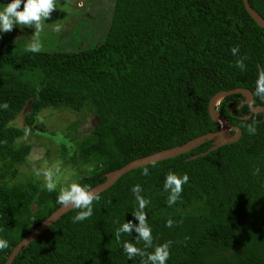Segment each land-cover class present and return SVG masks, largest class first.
<instances>
[{"label":"trees","instance_id":"obj_1","mask_svg":"<svg viewBox=\"0 0 264 264\" xmlns=\"http://www.w3.org/2000/svg\"><path fill=\"white\" fill-rule=\"evenodd\" d=\"M248 1L264 18V0ZM106 12L108 20L103 17L93 25L81 20L73 27L67 42L71 49L63 45L33 53L26 51L23 40L0 45V105H9L0 107V238L8 241L0 250V264L60 206L58 188L48 192L34 180L10 183L9 174L31 149L29 143L18 144V137L25 128L36 131L39 112L87 108L93 113L96 124L73 151L66 147L67 136L59 138L64 156L77 167L88 165V172L74 183L92 187L105 180L106 172L132 159L218 130L208 113L216 92L236 87L255 92L258 66L264 69V28L242 0H112ZM82 25L91 26L85 35L78 34ZM95 32L98 36L92 39ZM234 46H239L235 55ZM244 56L246 70H241L234 65ZM243 100L241 94H230L217 106L240 128L238 139L188 159L207 150L212 145L207 141L155 166L124 173L99 193L91 217L74 222L80 210H69L23 247L11 264L146 260L128 258L125 241L145 252L171 241L166 264H264V116ZM253 105L264 107V100L253 95ZM26 106V126L13 125ZM145 167L147 176L142 174ZM169 171L189 177L171 206L164 189ZM136 184L150 201L144 211L153 248L143 241L137 244L139 220L133 213L138 202L131 191ZM169 218L171 228L166 227ZM129 221L134 225L130 234L121 233L117 241L116 229Z\"/></svg>","mask_w":264,"mask_h":264},{"label":"rangeland","instance_id":"obj_2","mask_svg":"<svg viewBox=\"0 0 264 264\" xmlns=\"http://www.w3.org/2000/svg\"><path fill=\"white\" fill-rule=\"evenodd\" d=\"M2 10L9 0H0ZM112 4V0H56L57 9L52 13L49 20L42 22L43 30L38 33L43 37H39L42 43V49H59L65 45L66 49H71L67 42L73 38L72 29L75 25H79L84 20L88 24H96L101 18L108 20V5ZM61 25V35L53 33L55 25ZM91 30V26H80L78 34L85 35ZM36 29L34 27L14 26L13 31L8 33H0V45L6 43H15L19 40L30 43L37 42L34 35ZM55 36V41L50 39ZM98 36L96 32L91 38ZM47 37V38H46ZM88 39L83 44L88 43ZM41 49V50H42ZM29 111L26 106L17 117L12 120V124L18 127H25L24 116ZM96 124V118L93 113L84 108L80 111H74L67 108L53 109L46 108L38 113L34 130L27 135L25 133L18 137L17 143H29L31 149L21 164L16 165V169L10 173V183L25 182L28 180L40 181L42 184L51 182L58 189L67 188L74 183L79 177L88 172V165L83 164L77 167L69 160V155L62 154V146L59 138L67 136L69 143L66 145L69 151L76 148V142L87 135ZM47 174L51 175L48 180Z\"/></svg>","mask_w":264,"mask_h":264},{"label":"clouds","instance_id":"obj_3","mask_svg":"<svg viewBox=\"0 0 264 264\" xmlns=\"http://www.w3.org/2000/svg\"><path fill=\"white\" fill-rule=\"evenodd\" d=\"M57 9L56 0H9L6 6L0 10V33H8L13 31L14 26H27L34 27L36 32L34 35L37 38V42L30 43L26 51L38 53L42 49V43L39 40V35L43 30L42 22L49 20L52 13ZM54 32L59 33L62 31V26L57 24L52 29ZM233 55L239 52V46L231 48ZM248 59L244 56L243 59L235 61V67L246 70V66L243 60ZM254 96H259L264 100V69L258 66V78L256 80ZM242 103V102H241ZM0 107L7 109L9 107L7 102H4ZM31 130L24 129L25 135ZM248 131L252 134L255 133V129L249 126ZM155 166V162H153ZM257 172L259 169L256 170ZM143 175H149L147 167L143 169ZM48 180H51V175L46 173ZM189 182L187 174L178 175L172 171H169L166 175L164 182V189L170 194L167 199L169 206L176 203L183 191V185ZM45 188L48 192H53L56 189V185L48 182L45 184ZM131 191L135 195V200L138 202V208L134 211V215L139 220V225L136 226V232L139 234L137 238V244L140 241L145 243L146 247L153 248V235L151 227L147 222V216L145 207L150 203L140 193L143 191L141 185L136 184L132 187ZM100 200L98 192L93 190L90 186L80 185L79 183H72L67 188L61 189L57 196V203L65 207H71L79 209L80 211L73 217L74 222L83 221L86 218L91 217L93 214V203ZM173 226V220L169 218L166 221V227L171 228ZM134 225L129 221L123 223L115 231V237L117 241H120L121 233L130 234ZM171 241L164 242L162 244L155 245L153 251L145 252L140 247L135 246L127 241L123 242V251L128 258L140 256H146V260H142L141 264H166L170 256ZM8 247V241L0 238V250Z\"/></svg>","mask_w":264,"mask_h":264},{"label":"water","instance_id":"obj_4","mask_svg":"<svg viewBox=\"0 0 264 264\" xmlns=\"http://www.w3.org/2000/svg\"><path fill=\"white\" fill-rule=\"evenodd\" d=\"M242 2L246 11L251 16V18L256 22V24L264 28V18L255 9H253V7H251L248 0H242ZM237 93L241 94L244 97L243 102H246L248 104L252 112H262L264 116V107H258L253 105V95L249 89L243 87H236L229 90L218 91L211 96L208 102V113L211 119L219 125L218 130L206 132L185 143L164 148L152 152L150 154H147L145 156L132 159L129 162H127L125 165L106 172L105 180L92 186L91 188L96 192L100 193L105 189H107L108 187H110L120 176H122L124 173L132 169L186 153L204 142L212 141V145L203 152L191 155L188 159H194L198 156L205 155L208 152L218 148L219 146L225 143L238 139L241 134L240 128L230 124L227 121V119L218 112L217 109L218 104L226 95L237 94ZM231 130H234V133H231ZM71 209L73 208L60 205L53 212H51L43 221H41L33 230L28 232L12 248L6 261L3 264H11L13 259L21 251L23 247L27 246L32 240L36 239L45 229H47L51 224H53L60 216H62Z\"/></svg>","mask_w":264,"mask_h":264}]
</instances>
